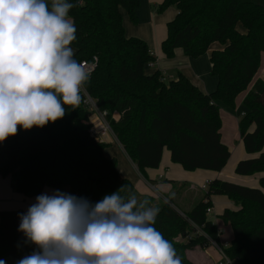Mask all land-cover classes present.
Here are the masks:
<instances>
[{
    "label": "trees",
    "instance_id": "trees-1",
    "mask_svg": "<svg viewBox=\"0 0 264 264\" xmlns=\"http://www.w3.org/2000/svg\"><path fill=\"white\" fill-rule=\"evenodd\" d=\"M69 2L75 5L69 12L76 28L71 44L74 59L81 63L97 58L84 87L97 107L107 112V121L140 172L145 175L147 168L158 167L164 148L187 171L222 170L231 150L222 141L220 103L234 108L236 98L248 89L260 68L264 6L242 0H163L158 4L159 11L171 5L178 9L167 23L162 42L166 56L182 48L186 55L199 57L213 43L222 45L210 55L217 88L204 93L181 72L178 79L164 81L159 71H146L155 56L143 39L126 35L122 15L125 9L136 21L140 0ZM80 94L79 107L65 106L63 118L30 130L18 127L15 136L0 142V174L11 175L18 192L37 196L50 186L95 205L122 187L121 196L135 194L138 200L157 205L160 211L153 226L173 244L182 264H192L188 249L208 246L211 239L221 243V231L207 210L212 208V195H226L237 208H226L219 216L233 231L225 253L237 264H264L263 79H256L243 99L239 132L250 157L235 167L240 175L261 174L259 185L215 178L190 210L182 209L171 195L159 202L141 195L120 174L116 159L104 152L108 143L90 135L93 111L85 104L86 95ZM21 214V209L0 211V261L4 264H17L37 251L19 230ZM190 234L186 242L177 240Z\"/></svg>",
    "mask_w": 264,
    "mask_h": 264
},
{
    "label": "clouds",
    "instance_id": "clouds-1",
    "mask_svg": "<svg viewBox=\"0 0 264 264\" xmlns=\"http://www.w3.org/2000/svg\"><path fill=\"white\" fill-rule=\"evenodd\" d=\"M69 0H0V142L44 127L81 103L90 78L70 46ZM121 187L95 205L56 192L36 197L19 230L33 251L17 264H182L153 225L160 209ZM0 264H4L0 261Z\"/></svg>",
    "mask_w": 264,
    "mask_h": 264
},
{
    "label": "crops",
    "instance_id": "crops-1",
    "mask_svg": "<svg viewBox=\"0 0 264 264\" xmlns=\"http://www.w3.org/2000/svg\"><path fill=\"white\" fill-rule=\"evenodd\" d=\"M162 1L140 0V5L136 10V21H133L129 13L125 9H122L126 35L143 39L148 44L150 52L155 56L154 63H150L146 67V71L148 73L159 71L165 77V81L178 79V75L181 72L204 93L215 91L218 85V77L211 72L212 63L210 55L214 49L222 48V45L218 42L213 43L210 49L199 57L186 55L182 48H176L172 57L166 56L162 50V42L167 37V23L176 16L178 9L176 6H171L159 11L158 4ZM73 50L75 52L74 47ZM263 53H261V56ZM258 78L260 77H258L257 72L248 89L241 92L236 98V104L237 100L243 101L247 92L252 88L253 83ZM220 112L222 118V141L229 147L232 154L235 148L233 146L234 141L239 139L242 142L239 132V121L241 117H237L235 114L231 115L227 110L223 111L221 107ZM244 112H242V116ZM113 117L117 119L119 115L115 113ZM91 120L99 128L102 127L101 117L98 113H93ZM105 142L108 143V146L104 150L106 156L116 159L120 174L130 179L134 183L135 189L141 195L151 196L156 202H159L161 198H166L165 196L171 195L184 210H190L204 197L206 189H203L202 186L206 181L218 178L232 180L248 186L259 185L261 174L240 175L235 172L233 168L238 159H236L235 163L233 162L230 168H226V165L220 171L207 169L187 171L182 165L174 163L171 160L170 151L167 148L163 150L160 165L156 168H147L145 175H143L116 137L111 134L105 139ZM236 148L239 152V159L250 157L244 145L237 146ZM176 184H178L177 187H175ZM56 192L57 190L55 188L46 186L39 195L46 194L51 196ZM37 196H26L18 192L12 184V176H3L0 174V211L21 209L26 214L28 208L36 203ZM211 201L213 204L212 211L208 216L218 226L222 235L224 227L232 228L227 226L219 216L226 208L236 209L237 206L226 195H212ZM153 206L156 207L157 205L154 204ZM230 234L231 237L229 240H232V230ZM192 235L190 234L187 238L180 236L177 240L186 242ZM221 235L220 242L222 244H229L231 242H222ZM186 253L192 264H195L194 258H197V264H218L220 259L217 247L211 242L208 246H196L188 249Z\"/></svg>",
    "mask_w": 264,
    "mask_h": 264
},
{
    "label": "built area",
    "instance_id": "built-area-1",
    "mask_svg": "<svg viewBox=\"0 0 264 264\" xmlns=\"http://www.w3.org/2000/svg\"><path fill=\"white\" fill-rule=\"evenodd\" d=\"M96 57L92 60V61H87V60H83L81 62V64L84 65L85 69L91 74L92 70L94 69L95 67V61H96ZM162 80L165 81V77L162 76L161 77ZM82 92L86 95V99H85V104L88 106V108L90 110L94 112H98L99 116L101 117V125L102 127L99 128L98 125L96 124H92V126L90 127L89 129V133L90 135L95 138L96 140H99V141H104L105 142V139L109 136V135H113L114 137H116L112 127L110 126L109 122L107 121V112L106 111H101L98 107H97V104L95 102V100L87 93L85 87H83L82 89ZM117 138V137H116ZM208 183L209 181H206L202 188L203 189H207V186H208ZM212 211V208H209L207 210L208 214ZM198 231L200 233H202V230L198 228ZM211 243H213L217 249H218V252L220 254V259L218 261V264H237V262L235 260H233L232 258H230L224 251V247L227 246L228 244L227 243H217L215 240H210Z\"/></svg>",
    "mask_w": 264,
    "mask_h": 264
},
{
    "label": "rangeland",
    "instance_id": "rangeland-1",
    "mask_svg": "<svg viewBox=\"0 0 264 264\" xmlns=\"http://www.w3.org/2000/svg\"><path fill=\"white\" fill-rule=\"evenodd\" d=\"M242 1L253 2V3L261 4L264 6V0H242ZM171 6H175V5H171ZM171 6H169V7H171ZM240 28L242 29V26H240ZM70 46L72 47V45H70ZM258 77L264 79V53L261 56L260 68L258 70ZM220 107L222 108L223 111L227 110L231 115L235 114V115H237V117H242V112L245 111V106L243 105V101H239V100H237V104L235 105L234 108H228L227 106H225L222 103H220ZM94 113H98V112L96 111ZM233 146L235 148H234L232 154L230 155L231 158L229 157L230 159L228 161V164H226L227 165L226 168H230V166L233 164V162L235 163L236 159H238L236 164L238 163L239 160L244 159V158H240V159L238 158L239 152L237 151V148H236L237 146H243V143L241 141H239V139H236L234 141ZM236 164L233 168L234 170H235ZM228 181H232V180H228ZM232 182H235V181H232ZM226 225L231 228L230 225H228V224H226ZM231 230L232 229H229L228 227H224L222 235H221L222 242H230L231 241V239L229 240V238L231 237L230 236ZM197 262H198L197 258H194V263L197 264Z\"/></svg>",
    "mask_w": 264,
    "mask_h": 264
}]
</instances>
